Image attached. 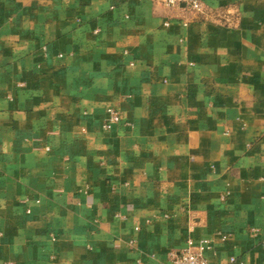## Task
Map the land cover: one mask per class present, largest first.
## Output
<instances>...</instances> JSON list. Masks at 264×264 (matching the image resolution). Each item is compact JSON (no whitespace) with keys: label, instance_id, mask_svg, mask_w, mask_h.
Here are the masks:
<instances>
[{"label":"crops","instance_id":"0c3cea01","mask_svg":"<svg viewBox=\"0 0 264 264\" xmlns=\"http://www.w3.org/2000/svg\"><path fill=\"white\" fill-rule=\"evenodd\" d=\"M199 1L0 0V264H264V0Z\"/></svg>","mask_w":264,"mask_h":264},{"label":"built area","instance_id":"2783aa9c","mask_svg":"<svg viewBox=\"0 0 264 264\" xmlns=\"http://www.w3.org/2000/svg\"><path fill=\"white\" fill-rule=\"evenodd\" d=\"M168 8L184 6L194 14L202 15L205 12L203 4L199 0H161ZM165 26H168L165 24ZM107 119L102 128L105 131L112 130L120 122V114L114 108L106 110ZM212 250V246L207 240L188 239L183 250L170 254L171 264H209L207 253ZM234 259H231L233 262Z\"/></svg>","mask_w":264,"mask_h":264}]
</instances>
